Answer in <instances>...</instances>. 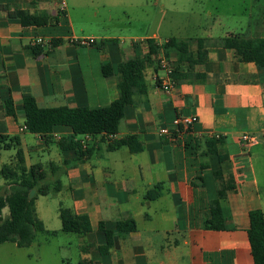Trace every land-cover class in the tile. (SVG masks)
Wrapping results in <instances>:
<instances>
[{
	"label": "crops",
	"instance_id": "obj_1",
	"mask_svg": "<svg viewBox=\"0 0 264 264\" xmlns=\"http://www.w3.org/2000/svg\"><path fill=\"white\" fill-rule=\"evenodd\" d=\"M3 6L57 22L24 27ZM59 8V0H0V136L18 138L26 166L42 164L50 183L60 181V191L51 192L60 207L89 218L92 231L77 238L78 264H254L249 213H264V195L254 177L251 151L260 143L244 149L239 138L264 136V71L240 62L233 50L213 45L208 59L194 68L206 78L176 82L166 93L161 87L166 72L159 67L166 56L162 51L151 54L146 43L152 39L161 46L157 33L113 31L104 27L113 21L110 16L107 21L98 20V14L76 19L68 8L64 13ZM99 23L102 32L92 28ZM40 38L42 46L35 44ZM83 38H94L96 44L71 42ZM188 40L190 51L196 52L197 39ZM37 46L42 52L35 56L31 49ZM135 58H149L148 94L136 95L126 107L117 135L87 141L93 153L84 163L75 165V152L57 146L61 138L72 137L71 128L56 127L50 144L22 130L24 94H31L41 108L108 107L119 97L118 67ZM167 60L172 66L177 56ZM105 65L112 68L111 76L103 74ZM9 100L14 115L6 113ZM178 115H197L199 121L182 138L169 142L159 130L171 127ZM132 135L143 144L142 152L132 154L126 147L108 151L112 141ZM214 135L222 139L209 146ZM12 146L0 153V171L16 164L18 148ZM4 152L12 153L10 164L1 158ZM229 182L234 189L217 206L219 192ZM159 187V198L146 200V194ZM215 214L224 230L206 227ZM126 217L136 221L137 231L115 232L114 247L102 255L105 237L99 224L113 230ZM61 228L46 227L59 234Z\"/></svg>",
	"mask_w": 264,
	"mask_h": 264
},
{
	"label": "trees",
	"instance_id": "obj_2",
	"mask_svg": "<svg viewBox=\"0 0 264 264\" xmlns=\"http://www.w3.org/2000/svg\"><path fill=\"white\" fill-rule=\"evenodd\" d=\"M8 11L13 18L20 20L22 26H45L56 23L57 19L46 15H31L23 10L10 11L6 6L2 7ZM197 50L191 52L189 40L169 38L161 46L156 45L154 40L148 39L151 54L162 51L168 59L171 54L177 56V60L172 64L171 79L176 83L186 80L205 79L206 76L196 74L194 68L198 64L204 63L208 59V48L215 47L230 49L235 52L237 59L242 63H253L260 70L264 71V37L248 38L239 34H229L224 38L211 42L212 40L197 39ZM58 45V41L53 42ZM33 55L41 54L40 47L31 49ZM149 58H135L122 63L118 67L119 74V97L108 107L90 108H41L35 98L26 93L23 96V111L27 131L40 136L46 144L52 143L53 131L58 126L69 127L73 135L70 138H61L57 146L61 151H74L77 158L75 165L87 161L93 149L83 148L81 138L85 135L92 137L102 136L108 138L118 134L121 121L127 106L133 104L136 95L146 96L148 94L145 82V69ZM103 74L111 76L112 68L103 66ZM6 113L14 115V106L11 100L6 102ZM219 139L209 141V146H214ZM18 148L16 153V164L13 166L4 165L0 171V176L5 182L0 195V245L5 243L15 244L20 249H26L33 245L37 232L56 237L59 232L49 231L44 223L39 219L36 211V201L39 196H48L51 192L60 191V181L52 184L49 182L48 173L42 164H35L27 167L25 158L20 147L18 138L0 136V153L9 150L13 146ZM126 147L132 154L143 151V144L138 136L132 135L118 141H112L108 146V151L114 152ZM215 153L214 150L210 151ZM68 165V163L66 164ZM161 187L152 189L146 194V200L155 201L161 195ZM234 189V184L222 186L219 192L220 199L225 198L228 191ZM8 210V216H3V211ZM213 218L209 222L208 229L224 230L221 219ZM59 216L62 224L61 233L85 236L92 231L89 218L85 215H76L68 208H59ZM217 219V220H216ZM250 227L248 237L251 246V253L254 264H264V213L257 209L249 213ZM99 231L105 237V244L99 249L102 255H107L115 245V232L132 233L137 231V223L132 217H126L118 221L114 229H109L104 222L99 224Z\"/></svg>",
	"mask_w": 264,
	"mask_h": 264
},
{
	"label": "rangeland",
	"instance_id": "obj_3",
	"mask_svg": "<svg viewBox=\"0 0 264 264\" xmlns=\"http://www.w3.org/2000/svg\"><path fill=\"white\" fill-rule=\"evenodd\" d=\"M70 14L77 19L98 14V20L112 17L106 29L133 30L141 36L157 33L163 44L169 38L216 40L229 33L248 38L264 37V0H65ZM97 20V21H98ZM93 21V20H92ZM131 23V24H128ZM101 23L93 30L103 31ZM129 46V45H127ZM251 151L254 177L264 195V136ZM11 152L2 159L10 164ZM2 180L0 176V181ZM0 185V195L4 194ZM59 199L55 194L39 196L36 211L50 229H60ZM8 216V210L3 211ZM75 234L51 237L37 232L35 243L26 249L15 244L0 245V264H78L80 250Z\"/></svg>",
	"mask_w": 264,
	"mask_h": 264
},
{
	"label": "built area",
	"instance_id": "obj_4",
	"mask_svg": "<svg viewBox=\"0 0 264 264\" xmlns=\"http://www.w3.org/2000/svg\"><path fill=\"white\" fill-rule=\"evenodd\" d=\"M60 2V8L59 11L61 13H64L67 8V4L65 0H59ZM72 43L82 46V47H92L96 44V40L94 38H83V39H73L71 41ZM35 44L37 45H43L45 44V41L43 39L36 40ZM159 67L161 70L166 72V78L162 82L161 87L163 91L166 93L171 92V90L175 86V82L171 79L172 74V66L168 62V60L163 57L159 60ZM199 119L197 115H190V116H184V115H178L171 127H165L159 130V135L162 138H165L169 142H174L177 139L182 138L184 134L190 132L194 126L198 123ZM22 130H27L26 126L22 128ZM214 139H219V135L212 136ZM92 136L85 135L83 139L81 140V144L83 148L87 147V141L90 140ZM239 143L242 145L244 149H249L253 146H256L259 142L256 136L251 134H243L239 138Z\"/></svg>",
	"mask_w": 264,
	"mask_h": 264
}]
</instances>
